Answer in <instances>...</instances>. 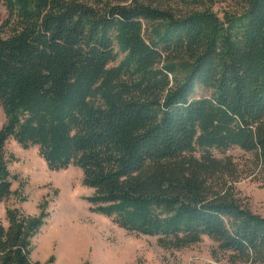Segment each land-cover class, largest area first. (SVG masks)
<instances>
[{
  "label": "trees",
  "instance_id": "obj_1",
  "mask_svg": "<svg viewBox=\"0 0 264 264\" xmlns=\"http://www.w3.org/2000/svg\"><path fill=\"white\" fill-rule=\"evenodd\" d=\"M213 0H0V202L6 144L77 166L89 209L180 249L204 236L232 264H264V216L237 195L264 176V0L222 17ZM0 264H42L46 214L8 210ZM46 264H52V259Z\"/></svg>",
  "mask_w": 264,
  "mask_h": 264
},
{
  "label": "rangeland",
  "instance_id": "obj_2",
  "mask_svg": "<svg viewBox=\"0 0 264 264\" xmlns=\"http://www.w3.org/2000/svg\"><path fill=\"white\" fill-rule=\"evenodd\" d=\"M240 0H213L220 17L236 11ZM5 114L0 106V128ZM13 160V194L0 202V219L8 225V210L39 216L46 214L40 231L32 239L31 257L46 264H232L228 254L218 251L217 243L204 236L198 243L176 249L164 247L155 236L137 234L115 224L109 216L89 209L88 197L94 191L83 184L77 166L50 170L38 147H21L14 139L6 144ZM220 158L231 157L241 172L235 183L237 195L255 213L264 216V176L251 173L252 154L239 148ZM241 264V263H238Z\"/></svg>",
  "mask_w": 264,
  "mask_h": 264
}]
</instances>
